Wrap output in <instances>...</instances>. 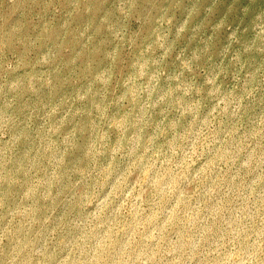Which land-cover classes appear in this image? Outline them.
Returning a JSON list of instances; mask_svg holds the SVG:
<instances>
[{
    "label": "rangeland",
    "instance_id": "rangeland-1",
    "mask_svg": "<svg viewBox=\"0 0 264 264\" xmlns=\"http://www.w3.org/2000/svg\"><path fill=\"white\" fill-rule=\"evenodd\" d=\"M0 264H264V0H0Z\"/></svg>",
    "mask_w": 264,
    "mask_h": 264
},
{
    "label": "bare ground",
    "instance_id": "bare-ground-1",
    "mask_svg": "<svg viewBox=\"0 0 264 264\" xmlns=\"http://www.w3.org/2000/svg\"><path fill=\"white\" fill-rule=\"evenodd\" d=\"M92 92H94L95 93V91H92ZM94 95L93 94H91L90 96H89V103L90 104H93V102H94ZM147 175H145V177H144V179L142 180V184L141 185H143V184H145L146 183V181H147ZM156 191H157V188L156 187H154L153 188V190L151 191V195H153V194H155L156 193ZM150 195V194H149Z\"/></svg>",
    "mask_w": 264,
    "mask_h": 264
}]
</instances>
